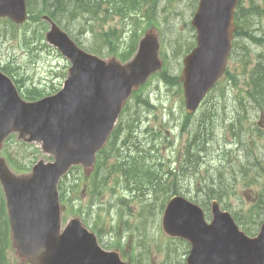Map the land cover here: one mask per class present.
<instances>
[{
    "label": "water",
    "instance_id": "1",
    "mask_svg": "<svg viewBox=\"0 0 264 264\" xmlns=\"http://www.w3.org/2000/svg\"><path fill=\"white\" fill-rule=\"evenodd\" d=\"M238 0H200L193 19L197 47L185 57L183 81L186 110L193 113L225 70L234 31ZM0 16L26 19L25 0H0ZM47 39L70 58L72 66L64 88L35 102L24 101L10 80L0 79V143L12 131L43 142L55 162L40 160L28 178L11 173L0 160L12 236L22 256L33 264H120L115 254L101 251L95 237L77 218L63 233L57 183L72 164L91 167L106 141L121 104L131 87L160 66L157 37L149 33L129 66L106 62L79 48L55 23ZM1 76V75H0ZM207 223L200 206L182 196L169 201L162 226L170 236L191 243L187 264H253L262 240L248 241L228 212L212 203Z\"/></svg>",
    "mask_w": 264,
    "mask_h": 264
},
{
    "label": "rangeland",
    "instance_id": "2",
    "mask_svg": "<svg viewBox=\"0 0 264 264\" xmlns=\"http://www.w3.org/2000/svg\"><path fill=\"white\" fill-rule=\"evenodd\" d=\"M251 1L244 0V6H248ZM257 2L262 3L263 0H257ZM197 5L198 0H158L155 7L153 3H144L143 11H149L146 21L134 22L128 31L130 33L133 27L137 29V39L148 30H153L158 34L161 42L160 50L166 49L168 74L172 77L181 76L183 58L196 42V30L191 20ZM36 7H41V4ZM103 9L105 11L108 9L106 3ZM68 12L73 11L68 10ZM101 17L102 15H99L94 20L93 28L98 29L100 24L104 26V30L98 33L99 38L103 40L101 43L107 47L105 43L107 36L111 37L113 43H117L126 22L122 16L115 13H110L108 22H100ZM78 21L81 22L83 19L78 18ZM44 22L39 18L35 21L29 20L21 26H11L6 18H0V64L17 77L28 97L39 98L44 94L48 95L58 91L67 78L71 65L59 50L43 39L46 28ZM251 22L250 33L263 36L264 17H253ZM84 25L89 29V23ZM36 27L40 28L42 38L29 42L33 39L32 31ZM49 27L48 23L46 29L48 30ZM4 34L6 36H3ZM133 37L134 35L131 34L128 39L132 40ZM239 39L248 46L252 60L258 52L264 50L263 46L247 37ZM82 40L87 46L88 43L91 44L92 37L83 35ZM231 67L232 70L237 69L240 73L242 63L238 61L237 56L234 57L232 64L230 63L229 68ZM147 82L148 86L143 95H149L155 107L143 110L144 123L129 119V113L135 105L134 102L125 114L126 119L124 117L122 120V132L117 140L115 154L102 159V165L94 174V170L88 171L81 167L78 171L73 170L69 176V180L76 178L73 184L64 180V183L67 182L66 191L63 189L64 194L70 198L73 197L76 203L74 209L65 210L63 208L62 222L65 226L70 218L81 216L76 211L77 208H81L84 221L92 227L94 225L101 229L100 236L104 243H109L115 248H120L121 245L126 247V258L135 252L141 264H185L189 250L188 244L183 240H181L183 242L179 241L180 239H169L163 232L160 233L162 231L160 219L163 211L161 205L166 204L170 192H166L164 185H157L154 182L151 186L153 190L151 197L149 198L150 195L142 196L139 191L129 190L131 179L126 176V173L131 172L132 166L129 162L133 160L145 162L153 171L159 173L168 171L167 165L162 168L160 164H165L167 160H175L188 139L187 133H181L185 114L182 85H172L157 75L150 77ZM222 83L227 91L229 87V97H233L235 90L229 86L228 81L222 80ZM223 91L216 90L215 94L221 97ZM137 108L134 107V109ZM147 124L151 128H148ZM134 129L136 130L135 136H137L135 138L136 151H132L130 159L126 160L124 159L126 153H121L124 152V149L121 151V145L128 136L126 145L129 144V140L133 138V134L129 135V132ZM13 147L19 148L15 149L18 156H21L23 151L25 152L19 159L20 164L26 163L30 166L38 157H43V152L40 153L34 147L27 148L21 144ZM119 151H121L120 154ZM213 155L216 156L215 153ZM49 158L51 157L46 155L44 159ZM120 164L126 165L120 167ZM188 183L189 179L186 176L179 181L180 186L181 184L187 186ZM97 186L98 188L93 190ZM119 197H125L127 201L120 203ZM244 201L246 204L236 198L232 200V205L234 208H246L250 203V198ZM150 202H155L153 213L145 215L142 212L143 205ZM144 220L146 222L142 225ZM7 257L10 259V264H31L28 259L18 254L15 247L8 250Z\"/></svg>",
    "mask_w": 264,
    "mask_h": 264
},
{
    "label": "trees",
    "instance_id": "3",
    "mask_svg": "<svg viewBox=\"0 0 264 264\" xmlns=\"http://www.w3.org/2000/svg\"><path fill=\"white\" fill-rule=\"evenodd\" d=\"M32 1L41 4V13H47L60 24L62 23L68 31L73 32L76 30L75 35L81 40L83 35L87 36L95 29L92 28L93 23L87 29L88 27L82 21L79 22L78 18L84 17L87 23L89 20L93 21L94 17L101 11L102 3L106 0ZM156 2L157 0H121V3L111 2V10L113 13L128 18L130 17L128 14L132 10L140 9L142 11L143 3L155 4ZM68 10L73 12L69 13ZM148 12L143 13L144 17L147 16ZM255 14L264 16V4L253 2L247 8L240 5L236 14V36L243 37L244 35L264 47V34L263 36H254L249 31L252 24L251 18ZM35 18L37 17H33V19ZM132 19L138 20L139 18L133 17ZM133 35V39L129 41L121 53L118 47L119 44L113 43L110 36H107L105 41L108 43L111 52L116 51L117 54L120 53L121 58L127 59L136 48L137 33ZM33 38L36 40L42 38L39 30L34 31ZM98 38L99 33L95 32L94 39ZM236 44L237 48H239L238 41H236ZM87 45L90 50L98 53L104 52L103 45L94 43ZM245 46L242 45L240 47L245 50L239 57V60L244 63L242 72L237 74L234 71H228L231 78V86L235 90L234 98L229 99V92L226 93V91H223L221 97L214 94L207 98L206 104L197 119L198 126L191 130L192 137L187 141L184 163L190 168V173L187 175L188 184H190L192 177H195L196 185L194 186L200 185L197 193L194 194L196 201H201L207 205L211 199L218 198L224 205L230 207V198L236 194L238 195L239 182L241 181L247 186L254 183L253 196L257 200L254 211L257 216H261L264 213V126L258 123L257 118L264 117V50L258 52L254 60H252ZM251 63L252 65H250ZM236 74L239 76L243 75V84L241 86H239L240 77ZM164 77L167 79V75H164ZM177 81L178 77H170V82L177 83ZM25 93L24 95L27 98H34L28 97ZM189 119L190 117L186 116V122ZM117 137L118 135L115 133L114 141ZM135 143L136 141L133 144ZM207 146H213L215 150L219 149L221 156L214 163L212 161L211 166L214 167L207 169V175L202 178V175H200L201 167L204 163L202 153L204 155L207 153ZM130 148L126 145L124 153H129L131 151H129ZM235 149L240 153L239 156ZM116 151L115 145L110 143L108 148L99 154L100 163L103 158L111 156ZM128 156L129 154L126 155V157ZM10 161L17 170L26 169V167H21V164H15L18 161L17 159L12 160L10 158ZM137 162L134 161L133 166ZM62 188L66 191L65 186H62ZM236 215L239 217L238 213ZM244 216L247 220L253 221L249 212H246ZM9 245L8 219L0 188V264H10L6 255Z\"/></svg>",
    "mask_w": 264,
    "mask_h": 264
}]
</instances>
